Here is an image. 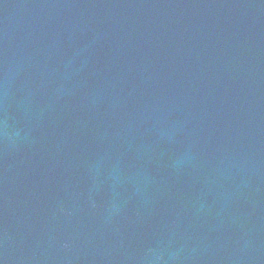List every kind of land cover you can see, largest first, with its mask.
I'll list each match as a JSON object with an SVG mask.
<instances>
[{
  "label": "water",
  "instance_id": "water-1",
  "mask_svg": "<svg viewBox=\"0 0 264 264\" xmlns=\"http://www.w3.org/2000/svg\"><path fill=\"white\" fill-rule=\"evenodd\" d=\"M181 1L0 0V264H264V0Z\"/></svg>",
  "mask_w": 264,
  "mask_h": 264
}]
</instances>
